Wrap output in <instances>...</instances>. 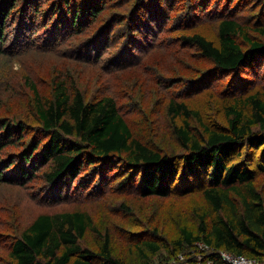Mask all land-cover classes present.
I'll return each mask as SVG.
<instances>
[{"label": "trees", "instance_id": "trees-1", "mask_svg": "<svg viewBox=\"0 0 264 264\" xmlns=\"http://www.w3.org/2000/svg\"><path fill=\"white\" fill-rule=\"evenodd\" d=\"M110 7L119 11L106 15ZM238 10L248 15L245 21L235 16ZM203 17L207 24L216 22L213 38L191 29ZM67 42L70 49L63 50ZM191 45L212 66L188 79L183 92L168 89L171 80H164L177 143L170 151L154 147L134 136L127 117L140 103L130 106L139 100L123 76L139 74L158 85L150 57L169 50L166 57L174 59ZM34 51L70 58L77 70L71 84L68 74H55L48 95L30 83L28 118H0V153L17 148L0 159V182L28 189L47 167L45 183L31 195L48 208L84 201L87 187L112 183L118 193L141 197L197 193L204 205L193 210L197 225L179 224L177 239L169 243L155 240V232L147 237L130 231L124 222L112 225L114 237L82 209L45 211L11 238L0 264H133L116 251L117 238L135 240L140 264H150L159 252L167 257L155 264H169L195 246L203 251L187 259L200 253L216 261L226 251L264 260V197L257 181L264 175V0H0V55L13 60ZM81 71L98 75L91 84H100L101 94L95 92L93 100L85 97ZM223 77V122L205 119L201 110L176 99L216 87ZM2 234L0 229V247H6Z\"/></svg>", "mask_w": 264, "mask_h": 264}, {"label": "rangeland", "instance_id": "rangeland-1", "mask_svg": "<svg viewBox=\"0 0 264 264\" xmlns=\"http://www.w3.org/2000/svg\"><path fill=\"white\" fill-rule=\"evenodd\" d=\"M184 1L186 0H182V2ZM117 11L119 10L115 7H110L106 15L116 13ZM235 16L241 21H245L248 17L242 10L236 11ZM206 20L207 18L203 17L192 21L190 24L196 22V25L192 26L191 29L213 38L216 22L207 24ZM251 26V35L257 34L256 29H253V22H251ZM191 29L188 32L193 31ZM181 33L182 29L177 32V34ZM70 46L71 44L67 42L62 46V49L68 50ZM168 54L169 50H165V53L157 51L150 57V63L158 68L153 74L159 75L161 78L158 85L153 84L139 74L124 75L123 84L129 87L133 86L134 98L139 100V102L134 101L130 106L140 103L139 108L130 111L127 117L128 122L133 127L134 136L152 143L154 147L160 145L170 151L175 148L177 141L173 135V123L166 113L167 102L170 96L167 95L168 90H163L162 84L165 79L170 78L171 81L168 89L173 90L179 87V92H183V86L188 82V79L195 80L200 78L203 73L208 71L212 64L192 45L188 49L185 47L184 52L177 54V57L174 59L167 58L166 56ZM76 70L77 64L75 62L73 63L70 58L63 59V56L54 53L45 54L34 51L26 56L13 60H9L8 57L0 55V118L10 117L11 119L18 120L22 119L23 116L28 118L30 115L26 105L30 102L32 95L28 85L33 83L37 87L39 94L48 95L53 88V81L55 76L58 75V72L61 73L62 77L68 74L67 82L71 84L73 74L76 73ZM90 72L96 75L95 72ZM87 74L90 73L83 74L81 71L77 73V77L78 80L84 79V87L87 91H85V97L92 99V95L95 92L96 96L101 94L99 90L100 84L97 88L92 86L91 82L98 75L93 76L91 74L92 77H87L85 76ZM226 82L227 79L223 77L218 81L216 87H200L195 93L186 97L178 95L176 99L184 101L191 108L201 110L205 119L206 117H210L223 122L224 117L221 112V103L223 102L222 99L224 96L223 94L221 95L223 91L221 84L225 85ZM28 120L24 121L27 123L32 121ZM194 124L196 123L193 121L192 126L197 127ZM15 151H17V148L8 147L2 149L0 159L5 158L6 155ZM45 170L47 171V167L38 170L36 177L28 183L30 185L28 189L22 186L0 182V229L3 230L2 238L8 243L6 247H0V256L4 258L7 255L6 248L9 246L11 238L17 236L16 233L20 234L33 217L45 211H72L82 209L89 213L95 224L98 225L97 228L99 230L104 228L110 229L114 237H118L113 228L114 224H122L124 222V226L128 227L130 231H136V233L145 232L147 237H151L153 232H155L157 235L152 236L156 238L155 240L169 243L177 239V226L179 224H187L192 228L197 225L193 217V210L201 208L204 205L202 198L197 193L183 197H141L126 193V191L118 193L115 191V186L112 183L104 189L101 187L97 189L94 186L91 188L87 187L82 197L85 199L84 201L64 203L60 207L48 208L47 206L36 203L31 195L32 191L40 187L44 182L42 173ZM257 181L264 197V175L257 176ZM71 190L72 188L69 191ZM93 190L95 191L92 192ZM97 192H99L98 196L88 195L90 193L96 195ZM70 198H76V196H71ZM120 202H123L126 208H118ZM131 218L133 219L132 222L130 221ZM114 245L117 252L126 254V259L132 261L133 264H140L138 258L136 260L135 240L130 241V239H125L120 241L117 238L114 240ZM194 248L197 249L175 255L170 262L178 264L181 261L180 257L186 259L189 255L203 251L202 247L195 246ZM210 253L204 252V255L207 256ZM166 257L165 253H156L152 257L150 264L162 262Z\"/></svg>", "mask_w": 264, "mask_h": 264}, {"label": "built area", "instance_id": "built-area-1", "mask_svg": "<svg viewBox=\"0 0 264 264\" xmlns=\"http://www.w3.org/2000/svg\"><path fill=\"white\" fill-rule=\"evenodd\" d=\"M203 250V248H202ZM219 260H214V259H208L206 258L203 260V256L201 254H197L198 258H192L191 259H183L181 258V261L178 262V264H264L263 261H256L251 258L245 257L243 255H237V254H232L230 252L226 251H220L217 253ZM169 264H176L175 262H169Z\"/></svg>", "mask_w": 264, "mask_h": 264}, {"label": "bare ground", "instance_id": "bare-ground-1", "mask_svg": "<svg viewBox=\"0 0 264 264\" xmlns=\"http://www.w3.org/2000/svg\"><path fill=\"white\" fill-rule=\"evenodd\" d=\"M44 167V166H43ZM46 171V170H45Z\"/></svg>", "mask_w": 264, "mask_h": 264}]
</instances>
